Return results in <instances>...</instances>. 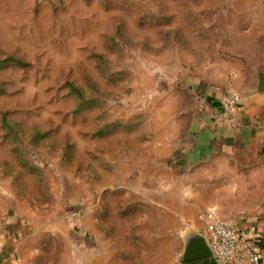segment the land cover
<instances>
[{"label":"rangeland","instance_id":"1","mask_svg":"<svg viewBox=\"0 0 264 264\" xmlns=\"http://www.w3.org/2000/svg\"><path fill=\"white\" fill-rule=\"evenodd\" d=\"M263 65L264 0H0V264H174L202 88Z\"/></svg>","mask_w":264,"mask_h":264},{"label":"crops","instance_id":"2","mask_svg":"<svg viewBox=\"0 0 264 264\" xmlns=\"http://www.w3.org/2000/svg\"><path fill=\"white\" fill-rule=\"evenodd\" d=\"M241 79L235 81L240 102L232 112L224 109L215 87L202 88L204 110L189 127L179 164L200 167L206 175L188 183L184 198L195 214L199 211L195 223L202 225L198 215L205 209H215L232 228L251 233L249 242L264 264V65L250 87L240 84ZM202 251V243L188 239L174 264H214L197 258Z\"/></svg>","mask_w":264,"mask_h":264},{"label":"built area","instance_id":"3","mask_svg":"<svg viewBox=\"0 0 264 264\" xmlns=\"http://www.w3.org/2000/svg\"><path fill=\"white\" fill-rule=\"evenodd\" d=\"M240 102L236 92H229L221 104L233 111ZM202 222L208 240L214 264H234L242 259L247 264H260V256L249 242V231L236 230L219 217L215 209H208L198 215Z\"/></svg>","mask_w":264,"mask_h":264},{"label":"water","instance_id":"4","mask_svg":"<svg viewBox=\"0 0 264 264\" xmlns=\"http://www.w3.org/2000/svg\"><path fill=\"white\" fill-rule=\"evenodd\" d=\"M196 241H198L199 243H202L205 247V251L199 255V257L197 258H200V259H203V258H210L212 256V252H211V249H210V246H209V243H208V240L206 238L205 235L203 234H200L198 236H196Z\"/></svg>","mask_w":264,"mask_h":264}]
</instances>
